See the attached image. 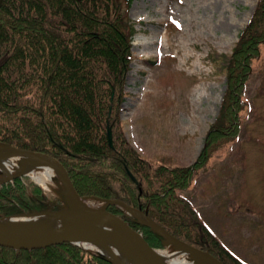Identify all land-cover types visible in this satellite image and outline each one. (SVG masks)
I'll return each instance as SVG.
<instances>
[{
	"label": "trees",
	"instance_id": "trees-1",
	"mask_svg": "<svg viewBox=\"0 0 264 264\" xmlns=\"http://www.w3.org/2000/svg\"><path fill=\"white\" fill-rule=\"evenodd\" d=\"M133 1L0 0V142L56 157L82 197L121 199L225 264H245L180 191L191 187L213 155L240 135L247 82L264 46V0L226 61L225 96L202 151L192 165L171 167L144 158L121 126L119 106L134 59ZM63 206L61 198L49 196L27 176L0 185V218ZM109 210L152 247L164 248L160 236L120 206ZM0 264L112 263L66 242L36 250L0 246Z\"/></svg>",
	"mask_w": 264,
	"mask_h": 264
},
{
	"label": "rangeland",
	"instance_id": "rangeland-1",
	"mask_svg": "<svg viewBox=\"0 0 264 264\" xmlns=\"http://www.w3.org/2000/svg\"><path fill=\"white\" fill-rule=\"evenodd\" d=\"M258 3L132 2L134 59L119 114L129 142L144 158L171 167L191 165L198 157L225 96L226 61ZM261 51L247 82L240 135L213 155L191 187L180 191L245 264H264V46ZM196 88L199 94L192 96ZM44 189L54 197L64 191L62 182Z\"/></svg>",
	"mask_w": 264,
	"mask_h": 264
},
{
	"label": "water",
	"instance_id": "water-1",
	"mask_svg": "<svg viewBox=\"0 0 264 264\" xmlns=\"http://www.w3.org/2000/svg\"><path fill=\"white\" fill-rule=\"evenodd\" d=\"M108 142L111 147H114L111 128L108 129ZM0 144L11 151L8 156L4 155L5 157L1 156L2 154L0 153V159H15L20 164L26 159L31 163H50L57 171L59 177H61L64 187V191L60 195V198L64 202L63 208L56 211L45 210L43 212H35L49 213L59 217L60 222L56 227L42 229L39 227L33 228L28 224L12 225L4 219L13 218V216L21 214L5 216L0 218V246L14 250H36L66 242H73L81 247L83 246L80 242H90L99 246L111 243L117 250H123L130 259H133V264H164L157 248L150 246L146 238L143 237V234L132 227L123 217L108 210L110 205H116L122 207L127 214L133 216L140 225L149 227L160 236L163 246L187 252L193 257L191 261L194 264H225L208 250H202L173 236L164 226L159 225L153 218L144 213L142 209H138L132 205L129 206L121 199H103L93 196L81 197L77 188L74 187L66 166H63L61 161L56 157H52L44 152L19 148L5 142H0ZM128 174L136 181L135 176L129 170ZM22 175L26 174L16 173L11 177L5 178L2 182L12 181L14 178L21 177ZM93 200L99 201L101 204L95 206L91 202ZM87 251H91L99 258L101 257L113 264H127L124 260L119 259L118 255L112 250H108L110 254L108 252Z\"/></svg>",
	"mask_w": 264,
	"mask_h": 264
},
{
	"label": "bare ground",
	"instance_id": "bare-ground-1",
	"mask_svg": "<svg viewBox=\"0 0 264 264\" xmlns=\"http://www.w3.org/2000/svg\"><path fill=\"white\" fill-rule=\"evenodd\" d=\"M200 88L192 90L191 95L197 96L199 94ZM1 156H8L11 151L0 144ZM5 157V156H4ZM23 173L34 178L43 188L51 189L53 184H60L62 182L61 177H58V173L55 168L52 167L50 163L47 162H29L28 159L24 160L20 164L15 159H0V184L7 178L11 177L13 174ZM6 222L17 225V224H28L31 227H39L46 229V227H56L59 224V217L53 216L49 213H35V214H24L13 216V218L4 219ZM80 244L87 250H92L94 252H110L108 250L114 251L119 259L124 260L127 264H133L134 260L130 259L123 250H117L114 245L104 244L97 245L94 243L80 242ZM164 264H194L191 257L187 252H182L180 250L174 249L173 247L164 251H158ZM205 263L204 260H202Z\"/></svg>",
	"mask_w": 264,
	"mask_h": 264
}]
</instances>
